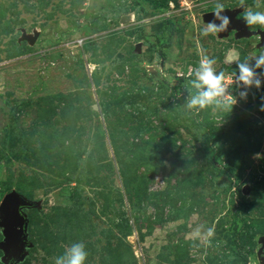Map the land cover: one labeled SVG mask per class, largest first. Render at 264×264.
I'll return each instance as SVG.
<instances>
[{"label": "rangeland", "instance_id": "1", "mask_svg": "<svg viewBox=\"0 0 264 264\" xmlns=\"http://www.w3.org/2000/svg\"><path fill=\"white\" fill-rule=\"evenodd\" d=\"M217 3L252 35H204ZM249 8L264 0H0V205L28 202L22 251L0 213V264H54L75 242L85 264H264V27ZM200 49L232 76L230 110L186 107Z\"/></svg>", "mask_w": 264, "mask_h": 264}, {"label": "clouds", "instance_id": "2", "mask_svg": "<svg viewBox=\"0 0 264 264\" xmlns=\"http://www.w3.org/2000/svg\"><path fill=\"white\" fill-rule=\"evenodd\" d=\"M240 5L244 4V0H239ZM225 10L223 4L217 3L213 8V15L216 19L221 20L219 26L214 23H208L203 30L204 35H215L218 32L227 29L229 18L220 16V13ZM243 20L249 26L259 25L264 27V11H256L251 8L245 10ZM201 58L198 66L192 69L191 75L194 79L191 80V87L195 90L194 94L188 99L186 107L195 112H199L205 108H213V110H230L236 103L235 99L228 94V86L233 83L232 76H226L223 71H217L214 67L216 64L215 58H210L203 54V49H200ZM231 61V56H229ZM239 75L238 80L246 87L261 86L260 79L257 78L255 69L264 67V52L255 58L254 68L250 67L246 62L237 64ZM242 98L246 97V93L241 94ZM264 99V98H262ZM261 111H264V104L261 106ZM203 226H198L193 230L192 236L194 239L203 238L205 241H210L214 235V228H207L203 231ZM88 257L86 246L83 242H75L67 247L63 255L56 257L54 264H85Z\"/></svg>", "mask_w": 264, "mask_h": 264}, {"label": "water", "instance_id": "3", "mask_svg": "<svg viewBox=\"0 0 264 264\" xmlns=\"http://www.w3.org/2000/svg\"><path fill=\"white\" fill-rule=\"evenodd\" d=\"M220 16H227L229 18V24L227 29L221 31L222 34H227L230 30H237L240 36H250L251 32L246 30L245 25L241 21L233 20L236 16V12L233 11H223L220 13ZM204 19L207 22L220 25L221 20L216 19L213 13L206 14ZM128 21L127 16H123L120 19V22ZM28 206V202L22 199L15 193H10L6 195L0 205V213L2 214V226L4 228L5 234V247L9 248L11 246H16L17 250L22 251L24 244L21 241V238L24 236L23 226L25 220L20 214V208Z\"/></svg>", "mask_w": 264, "mask_h": 264}, {"label": "trees", "instance_id": "4", "mask_svg": "<svg viewBox=\"0 0 264 264\" xmlns=\"http://www.w3.org/2000/svg\"><path fill=\"white\" fill-rule=\"evenodd\" d=\"M9 156L10 157H18L19 156V153H17V152H11Z\"/></svg>", "mask_w": 264, "mask_h": 264}, {"label": "bare ground", "instance_id": "5", "mask_svg": "<svg viewBox=\"0 0 264 264\" xmlns=\"http://www.w3.org/2000/svg\"><path fill=\"white\" fill-rule=\"evenodd\" d=\"M128 20H129V18H128Z\"/></svg>", "mask_w": 264, "mask_h": 264}]
</instances>
